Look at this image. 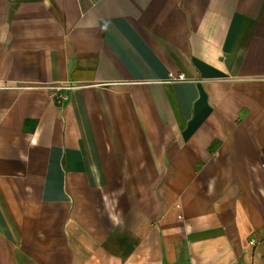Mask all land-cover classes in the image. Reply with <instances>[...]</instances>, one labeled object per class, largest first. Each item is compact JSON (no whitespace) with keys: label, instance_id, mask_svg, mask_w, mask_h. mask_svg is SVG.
I'll return each instance as SVG.
<instances>
[{"label":"crops","instance_id":"1","mask_svg":"<svg viewBox=\"0 0 264 264\" xmlns=\"http://www.w3.org/2000/svg\"><path fill=\"white\" fill-rule=\"evenodd\" d=\"M0 264H264V0H0Z\"/></svg>","mask_w":264,"mask_h":264},{"label":"built area","instance_id":"2","mask_svg":"<svg viewBox=\"0 0 264 264\" xmlns=\"http://www.w3.org/2000/svg\"><path fill=\"white\" fill-rule=\"evenodd\" d=\"M174 78L184 79L185 75L179 74L177 77ZM75 87L76 84L74 83H68L59 86H51L50 95L58 104H63L69 100L70 97L69 91L74 89Z\"/></svg>","mask_w":264,"mask_h":264}]
</instances>
